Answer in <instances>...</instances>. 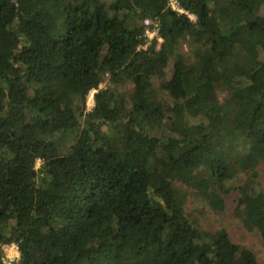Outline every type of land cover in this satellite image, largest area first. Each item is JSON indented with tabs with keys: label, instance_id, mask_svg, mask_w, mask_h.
<instances>
[{
	"label": "trees",
	"instance_id": "1",
	"mask_svg": "<svg viewBox=\"0 0 264 264\" xmlns=\"http://www.w3.org/2000/svg\"><path fill=\"white\" fill-rule=\"evenodd\" d=\"M168 1L0 0V264H263L185 204L264 243V0Z\"/></svg>",
	"mask_w": 264,
	"mask_h": 264
},
{
	"label": "rangeland",
	"instance_id": "2",
	"mask_svg": "<svg viewBox=\"0 0 264 264\" xmlns=\"http://www.w3.org/2000/svg\"><path fill=\"white\" fill-rule=\"evenodd\" d=\"M191 19L194 20L192 15ZM151 37V36H150ZM183 52H186V48L183 49ZM173 65L170 62L166 69L164 70L165 78H169L172 73ZM158 78H154L155 87L159 85ZM108 86V80L102 82L100 88H104ZM128 98H135L136 93L131 85H126L124 88L120 89ZM162 96V95H161ZM224 95L219 94L218 97L222 98ZM94 106L93 102V93L89 94L86 99V110L89 111ZM72 139L70 137H62L61 143L63 145V150H65L70 144L72 143ZM40 165V161L36 162L35 168L37 169ZM251 169H245L236 167V175L233 180L235 186L242 189L244 193L250 189V185L252 184V173ZM257 171V179L255 180L258 182L260 188L264 189V163H259L256 168ZM239 196L238 190L233 191L225 198V209L222 213L216 214L210 210L209 208L204 207L202 208V204L200 201L192 202L193 200L189 197L188 201L185 204L186 211L190 210L191 208L196 209L198 213L196 216L199 220V224L208 231H216L223 229L227 232L230 240L242 246L249 248L257 257V260L260 263L264 264V243L262 242L261 238L259 237L258 232L256 231H248L243 225V217L241 213L237 210V198ZM193 203V204H192ZM202 209V210H201ZM4 258L6 262H12L17 260L19 257V253L17 248L14 245L3 246L2 248Z\"/></svg>",
	"mask_w": 264,
	"mask_h": 264
},
{
	"label": "built area",
	"instance_id": "3",
	"mask_svg": "<svg viewBox=\"0 0 264 264\" xmlns=\"http://www.w3.org/2000/svg\"><path fill=\"white\" fill-rule=\"evenodd\" d=\"M168 7L169 9H171L172 11H176L178 13H183V10L179 7L177 0H169L168 1ZM189 17L191 18V16L189 15ZM144 26L147 28L145 31V34L148 38V40H151L152 38L157 36V32H158V28H157V24L156 22H153L149 19H145L143 21ZM151 36V37H150ZM148 44V43H147ZM94 91H92L91 93H93ZM90 93V94H91Z\"/></svg>",
	"mask_w": 264,
	"mask_h": 264
},
{
	"label": "clouds",
	"instance_id": "4",
	"mask_svg": "<svg viewBox=\"0 0 264 264\" xmlns=\"http://www.w3.org/2000/svg\"><path fill=\"white\" fill-rule=\"evenodd\" d=\"M147 39H148V38H147ZM147 43H149V40H147L146 45H147ZM92 91H94L93 94L96 92L95 90H92ZM92 91H91V92H92ZM91 92H90V93H91ZM90 93H89V94H90Z\"/></svg>",
	"mask_w": 264,
	"mask_h": 264
}]
</instances>
